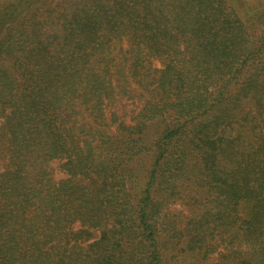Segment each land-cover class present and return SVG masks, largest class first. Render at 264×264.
<instances>
[{"label":"trees","instance_id":"1","mask_svg":"<svg viewBox=\"0 0 264 264\" xmlns=\"http://www.w3.org/2000/svg\"><path fill=\"white\" fill-rule=\"evenodd\" d=\"M232 9L0 0V264H264V14Z\"/></svg>","mask_w":264,"mask_h":264},{"label":"rangeland","instance_id":"2","mask_svg":"<svg viewBox=\"0 0 264 264\" xmlns=\"http://www.w3.org/2000/svg\"><path fill=\"white\" fill-rule=\"evenodd\" d=\"M227 4L228 8L231 10L234 8L241 14V16L245 15L248 18H257L263 16L264 14V0H227ZM253 22L256 23L257 20H254ZM257 28L256 32L261 29L259 26H257ZM52 167L54 169L55 178L57 180L62 179L64 177V173L58 169V163L53 162ZM207 191V189L192 186V184L186 181V177H184V180H182V182H180L174 190V192L177 193L176 199L168 202L169 205L167 211L169 212V219H167V223L171 225L174 222H178L182 226L187 218L189 219L190 217L195 216L198 211L206 205L205 198L209 199ZM208 199L206 201H208ZM94 237L96 238L97 234ZM168 242L170 241H167L165 238L163 248L166 249V252L164 253V256L169 264H174L177 262L176 255L179 256L177 253L179 246H176V249H173L172 246L168 245ZM188 263L189 262H186V264Z\"/></svg>","mask_w":264,"mask_h":264}]
</instances>
